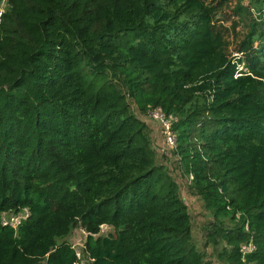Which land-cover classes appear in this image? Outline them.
I'll list each match as a JSON object with an SVG mask.
<instances>
[{
    "label": "trees",
    "instance_id": "obj_1",
    "mask_svg": "<svg viewBox=\"0 0 264 264\" xmlns=\"http://www.w3.org/2000/svg\"><path fill=\"white\" fill-rule=\"evenodd\" d=\"M2 0H0L1 2ZM0 264H205L141 117L216 217L227 264H264V0H7ZM239 67L241 70H239ZM28 211L16 228L3 214ZM105 226V232H102Z\"/></svg>",
    "mask_w": 264,
    "mask_h": 264
},
{
    "label": "rangeland",
    "instance_id": "obj_2",
    "mask_svg": "<svg viewBox=\"0 0 264 264\" xmlns=\"http://www.w3.org/2000/svg\"><path fill=\"white\" fill-rule=\"evenodd\" d=\"M170 121H175V116H169ZM147 128V134L151 141L154 151L155 165L166 169L167 173L176 183L179 195L186 205L190 220L191 241L199 254L202 255L205 264H227L222 253L225 242L220 236L213 241L208 237L209 233L220 225L232 227L233 223L225 217H216L211 210L205 207L202 199L191 188V179L185 175L178 156L172 148L167 145L164 128L153 119L151 113L147 117H141ZM106 228L102 230L105 232ZM86 234L80 228H75L71 234L65 238L80 256V264H85L86 259L83 255L84 241Z\"/></svg>",
    "mask_w": 264,
    "mask_h": 264
},
{
    "label": "built area",
    "instance_id": "obj_3",
    "mask_svg": "<svg viewBox=\"0 0 264 264\" xmlns=\"http://www.w3.org/2000/svg\"><path fill=\"white\" fill-rule=\"evenodd\" d=\"M7 5H8L7 0H2L0 2V13H2L0 14V22L3 14L5 13ZM239 70H241L240 67ZM150 113L153 119L157 121L164 128L167 145L170 148L174 149L176 145V137L174 133L171 131V125L174 121L171 122L170 117H166L159 109H156ZM28 215L29 214L27 210H23L18 214H3L1 216V225L3 227H11L13 229H16L22 223V221H24L28 217ZM76 256L80 262L79 254L76 253Z\"/></svg>",
    "mask_w": 264,
    "mask_h": 264
},
{
    "label": "water",
    "instance_id": "obj_4",
    "mask_svg": "<svg viewBox=\"0 0 264 264\" xmlns=\"http://www.w3.org/2000/svg\"><path fill=\"white\" fill-rule=\"evenodd\" d=\"M105 229V226H102V230Z\"/></svg>",
    "mask_w": 264,
    "mask_h": 264
},
{
    "label": "clouds",
    "instance_id": "obj_5",
    "mask_svg": "<svg viewBox=\"0 0 264 264\" xmlns=\"http://www.w3.org/2000/svg\"><path fill=\"white\" fill-rule=\"evenodd\" d=\"M0 14H2V13H0Z\"/></svg>",
    "mask_w": 264,
    "mask_h": 264
}]
</instances>
